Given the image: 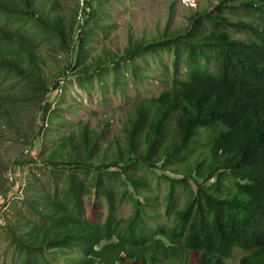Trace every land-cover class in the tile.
I'll return each instance as SVG.
<instances>
[{"label":"trees","instance_id":"trees-1","mask_svg":"<svg viewBox=\"0 0 264 264\" xmlns=\"http://www.w3.org/2000/svg\"><path fill=\"white\" fill-rule=\"evenodd\" d=\"M119 2L83 0L66 17L58 0H0L7 16L28 23L34 19L36 34L47 30L62 51L71 57L74 50L79 52L48 86L29 30L20 26L13 33L0 25V127L21 139L27 136V106L37 103L45 123L52 109L45 94L59 92L69 75L81 73L89 82L112 75L114 88L122 89V69L127 64L133 70L135 58L154 48H174L176 57L172 89L151 101H138L126 145L119 143L117 151L103 149L104 132L94 135L85 126L80 140L72 135L62 144L70 151L54 149L46 159L30 160H43L50 186L35 185L30 210L36 219L24 216L9 231L16 263L226 264L241 249L249 252L241 264H264V25L234 22L221 14L230 9L263 17L264 0H220L221 15H210L214 29L205 35L196 15L190 38H169L170 18L165 39L150 44L138 40L119 60L81 65L89 37L94 29L104 33L111 26L106 21ZM223 27L248 30L254 38L236 39ZM183 51L188 53L185 78L180 77ZM204 129L212 133L205 157L193 149ZM182 162L187 166L183 177L165 175ZM145 168L168 178L171 225L155 223L152 181ZM228 178L231 186L225 185ZM178 183L189 192L181 208L176 207ZM125 201L133 207L127 216L119 213ZM89 206L93 217L87 215Z\"/></svg>","mask_w":264,"mask_h":264},{"label":"rangeland","instance_id":"rangeland-1","mask_svg":"<svg viewBox=\"0 0 264 264\" xmlns=\"http://www.w3.org/2000/svg\"><path fill=\"white\" fill-rule=\"evenodd\" d=\"M58 1L61 2V9L66 13L64 14L66 17L70 14L69 8L76 9L79 2L83 5V0ZM219 3L220 0H120L119 3L113 4L112 17L106 21L111 26L106 28L104 33L94 29L88 44L83 47L79 62L81 65L84 61L87 64L99 62L105 64L114 58L119 60L120 57H125L126 51L129 48L133 49L132 44L135 41L141 40L150 44L163 40L170 18L169 38L179 35L190 38L189 34L194 26L192 18L196 15L204 25L201 35L214 29L210 22V15L216 17L222 14L234 22L242 20L256 26L264 25V16L260 17L254 12L226 9L220 14L217 9ZM32 23L36 24L34 19L28 23L26 19L21 21L16 17L7 16L0 10L1 26L13 33L20 26L29 30V35L37 46L34 52L39 56V62L42 63L45 72L44 81L46 85L51 86L50 84L58 77V74L75 62L79 52L78 49L74 50L71 57L70 52L61 50L60 41L56 36L47 30H39L37 31L39 34H36L35 28H31V25H34ZM222 29L231 33L236 39L250 42L254 38L248 30H237L233 27ZM19 32H22L21 29ZM25 35L29 36L28 33ZM16 39H18L17 35H15ZM131 40L132 43H130ZM187 54V51L182 52L184 62H182L181 78L186 77L188 70L185 62L188 58ZM175 59L174 48L171 50L154 48L146 52L144 56L135 58L133 70L127 64L122 69L126 82V85L122 83V89L114 88L112 75L106 78L108 82H98L97 78L89 82L81 73L77 77H75L76 74H71L59 92L45 94L46 99L48 98L52 104V109L48 110L45 117V123L37 103H32L25 109L23 129L27 133L25 138L27 141L18 138L12 131L0 127V264H17L18 257L13 254V245L8 240L9 231L11 228H16L24 216L27 219H36L30 210V200H33L34 193H37L33 191L35 185H39L40 188L47 182L50 186L47 180L49 168L43 164V160H38L36 163H30V160L34 157L46 159L54 149L70 151L69 148L64 150L61 147L62 144L68 136L72 135L80 140V131L85 126H88L94 135L104 132L103 149L117 151L119 143L126 145L127 127L136 113L138 101H151L172 89ZM102 70H105V67ZM17 81L13 80V84ZM18 88L19 85H15V89L18 90ZM29 141L31 142L28 143ZM211 145L212 133L204 129L199 144L193 149L197 153L203 151L202 156L205 157ZM63 154L64 152L60 155ZM186 168L187 166L182 162L166 170L165 175L181 178L185 175ZM145 172L152 181L149 194L153 201L152 211L157 215L155 223L171 225L172 217L167 216L168 178L160 176L162 173L160 170L145 168ZM189 182L195 189L196 185L192 177L189 178ZM232 184L230 178L225 181L226 186ZM188 193L184 184L178 183L175 189L177 208L186 204ZM132 209L131 202L125 201L119 213L127 216ZM102 210L107 212L105 201ZM87 215L93 217L92 206H89ZM248 254V251L236 249L226 264H241L242 258Z\"/></svg>","mask_w":264,"mask_h":264}]
</instances>
